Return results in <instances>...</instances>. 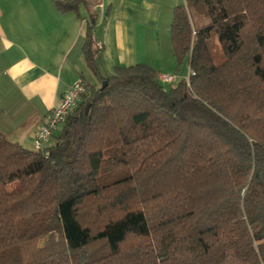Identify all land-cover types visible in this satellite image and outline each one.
Returning a JSON list of instances; mask_svg holds the SVG:
<instances>
[{"label":"trees","instance_id":"16d2710c","mask_svg":"<svg viewBox=\"0 0 264 264\" xmlns=\"http://www.w3.org/2000/svg\"><path fill=\"white\" fill-rule=\"evenodd\" d=\"M53 2L91 10L83 54L98 75L95 4ZM192 9L208 23L194 30L179 5L171 25L189 84L116 67L43 152L0 133V264H264V0Z\"/></svg>","mask_w":264,"mask_h":264},{"label":"crops","instance_id":"0c3cea01","mask_svg":"<svg viewBox=\"0 0 264 264\" xmlns=\"http://www.w3.org/2000/svg\"><path fill=\"white\" fill-rule=\"evenodd\" d=\"M179 1L96 0L94 34L104 46L96 67L98 60L112 69L144 63L179 82L183 71L176 74L171 40ZM98 2L102 7H96ZM88 11L63 14L53 0H0V133L10 141L34 150L35 133L65 90L80 79L87 84L90 69L83 45Z\"/></svg>","mask_w":264,"mask_h":264},{"label":"built area","instance_id":"2783aa9c","mask_svg":"<svg viewBox=\"0 0 264 264\" xmlns=\"http://www.w3.org/2000/svg\"><path fill=\"white\" fill-rule=\"evenodd\" d=\"M96 7H102V2H98ZM92 40L99 50L103 49V43L96 38L94 33ZM191 75H194V73L189 69L186 77H184L188 84ZM161 80L165 83L173 84L177 80V76L164 75L161 76ZM86 92V83L82 79L76 81L65 90L60 104L50 111L47 123L42 125L35 133L33 145L35 151L43 152L51 144L56 132L75 112Z\"/></svg>","mask_w":264,"mask_h":264},{"label":"rangeland","instance_id":"374dc122","mask_svg":"<svg viewBox=\"0 0 264 264\" xmlns=\"http://www.w3.org/2000/svg\"><path fill=\"white\" fill-rule=\"evenodd\" d=\"M88 1L91 2V4L92 3L94 4V2H96V0L95 1L88 0ZM193 1L194 0H180L179 3L181 5H184L185 7L189 6L191 21H192V27H193L194 30H199L203 25L208 23V20H206L204 17L198 15L192 9ZM81 12H83L84 15H88L89 11L85 7H82L81 8ZM96 33H100V29L97 28L96 29ZM212 51L214 52L216 62H221L223 57L221 56L222 55L221 46L218 43L217 39L212 44ZM97 66H98L97 67L98 75H95L93 73V71L90 70V73H89V77L90 78H88L89 80L87 82V84L90 85V86H95V84H93V82H90L91 80L97 81V82L100 83V79H103V78L106 79V78H110V77L114 76V69H112L111 63L106 62V60H103L102 62L100 60H98V65ZM187 73H188V67H187V64H186L185 67H184L182 76L186 77ZM174 84H166L165 83L164 86H165V88L169 89Z\"/></svg>","mask_w":264,"mask_h":264},{"label":"water","instance_id":"95a60500","mask_svg":"<svg viewBox=\"0 0 264 264\" xmlns=\"http://www.w3.org/2000/svg\"><path fill=\"white\" fill-rule=\"evenodd\" d=\"M107 86V81L103 82L102 89H104ZM89 112V106L86 108V113Z\"/></svg>","mask_w":264,"mask_h":264}]
</instances>
